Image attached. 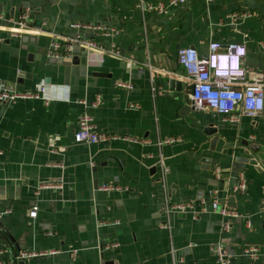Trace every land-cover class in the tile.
I'll return each instance as SVG.
<instances>
[{
	"label": "crops",
	"instance_id": "crops-1",
	"mask_svg": "<svg viewBox=\"0 0 264 264\" xmlns=\"http://www.w3.org/2000/svg\"><path fill=\"white\" fill-rule=\"evenodd\" d=\"M26 7L31 27L13 36ZM0 9L9 18L0 25V89L45 86L50 99L0 102V262L216 264L220 243L230 264H264V112L238 111L232 124L214 110H194L177 61L182 47L205 56L212 41L244 44L251 79L264 69V0H188L165 14L143 11L140 0H0ZM237 13L248 15L233 18ZM77 37L102 49L75 43L70 58L48 56L54 40ZM169 78L182 87L171 90ZM97 97V108L81 103ZM87 110L100 132L151 143L76 142ZM210 126L217 130L209 135ZM167 137L182 141L159 149L156 142ZM241 172L245 192L234 190ZM49 183L62 186L42 188ZM102 184L117 188L102 191ZM166 191L172 202L195 201L198 212H175L171 227L162 228ZM213 197L240 213L229 231L219 213L199 210L201 199ZM246 246L260 249L255 259L242 253ZM22 251L45 254L18 259Z\"/></svg>",
	"mask_w": 264,
	"mask_h": 264
},
{
	"label": "built area",
	"instance_id": "built-area-1",
	"mask_svg": "<svg viewBox=\"0 0 264 264\" xmlns=\"http://www.w3.org/2000/svg\"><path fill=\"white\" fill-rule=\"evenodd\" d=\"M188 0H169V2H158L145 4L143 0H140V7L143 11L149 10L158 14H165L168 12L169 7L177 4H185ZM245 13L234 14L233 18H239V16H247ZM32 19V9L26 7L18 16L16 25L11 28L10 33L13 36L20 37L31 27L30 20ZM9 21V18L0 9V25ZM75 28H85L90 30H101L104 35H108L105 29L94 26L93 24L77 23ZM105 30V31H104ZM82 44L90 49L100 48L92 39H86L84 37L73 38L70 41L56 39L52 42L49 57L65 59L70 58L72 55L73 45ZM224 48V49H222ZM246 46L244 44L230 43L223 47L220 42L212 41L209 45V53L207 55H201L195 47L188 46L182 47L178 50L177 61L181 67V72L178 75L182 81H185L191 86L190 98L192 101V107L194 110H206L211 109L220 114L224 121L227 123H237L241 117V114H246L252 117L259 116L264 112V69L254 74L251 79L247 78V71L243 66V58L246 56ZM226 58V59H224ZM118 87L132 89L133 85L126 82H118ZM27 99H42L46 104L50 103L46 95V87L41 86L38 90L32 91H17L0 89V102L1 103H16ZM102 102L100 97H97L93 102L87 103L86 100H82L81 103L85 108H97ZM132 107H138L132 105ZM241 111V114L237 113ZM74 139L80 143H104L108 141L121 140L131 143L150 144L148 139L138 140L134 137L109 134L100 132L98 127L93 122V117L87 111H85L79 117V126L74 133ZM182 141L180 137H167L164 139H158L156 142L159 149L163 145L173 144ZM3 151L0 150V155ZM161 156V155H160ZM60 166V165H56ZM168 172V168L164 167L162 171L161 181L165 185V175ZM216 177L220 178L219 169H216ZM62 185L60 183H49L42 186V188H59ZM248 187V178L244 172L239 173L234 190L237 192H245ZM117 187L102 184L100 190L108 191L116 189ZM166 188V186H164ZM199 207L201 212H216L223 218V229L229 231L231 228L230 220L240 216V213L230 208L227 204H220L218 198L213 199L208 204L205 199L199 201ZM196 202H172L167 191L164 196V211L166 215V221L161 225L162 228L169 229L171 227V217L175 212H187L196 211ZM10 212L7 210L5 213ZM37 207H33L29 216L35 218L37 216ZM198 214V213H195ZM3 213H0V217ZM259 248L257 246H246L242 253L246 256L255 259L259 254ZM213 252L216 257V264H230L231 253L220 243H216L213 246ZM45 253H36L29 251H22L18 255V259H25L36 257L38 255H44ZM73 257H76L75 251ZM0 264H8L0 262ZM9 264H13L12 262ZM174 264H183V259L180 258Z\"/></svg>",
	"mask_w": 264,
	"mask_h": 264
},
{
	"label": "water",
	"instance_id": "water-1",
	"mask_svg": "<svg viewBox=\"0 0 264 264\" xmlns=\"http://www.w3.org/2000/svg\"><path fill=\"white\" fill-rule=\"evenodd\" d=\"M167 83L170 86V89L171 90H173L174 88H176V89L179 90L182 87L181 80H177L175 78H169V80L167 81ZM216 130H217L216 127L210 126V127H207L205 129V132L210 135V134L216 132ZM20 264H24V262L21 261Z\"/></svg>",
	"mask_w": 264,
	"mask_h": 264
},
{
	"label": "snow or ice",
	"instance_id": "snow-or-ice-1",
	"mask_svg": "<svg viewBox=\"0 0 264 264\" xmlns=\"http://www.w3.org/2000/svg\"><path fill=\"white\" fill-rule=\"evenodd\" d=\"M224 59H226V58H224Z\"/></svg>",
	"mask_w": 264,
	"mask_h": 264
}]
</instances>
